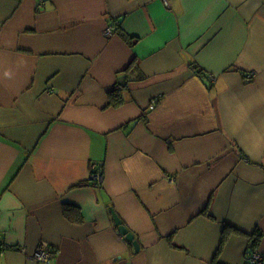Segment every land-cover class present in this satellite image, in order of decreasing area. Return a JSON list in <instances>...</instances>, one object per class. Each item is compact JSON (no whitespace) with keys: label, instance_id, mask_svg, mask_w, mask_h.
<instances>
[{"label":"crops","instance_id":"1","mask_svg":"<svg viewBox=\"0 0 264 264\" xmlns=\"http://www.w3.org/2000/svg\"><path fill=\"white\" fill-rule=\"evenodd\" d=\"M0 240V264L264 255V0H0Z\"/></svg>","mask_w":264,"mask_h":264},{"label":"built area","instance_id":"2","mask_svg":"<svg viewBox=\"0 0 264 264\" xmlns=\"http://www.w3.org/2000/svg\"><path fill=\"white\" fill-rule=\"evenodd\" d=\"M112 30L111 27H107L105 33H110ZM103 174L99 169L96 168L95 165L91 166V171L89 173V181L94 185L98 186L103 181ZM10 249V247L2 245L0 240V253L4 252V250ZM17 249L20 251H24V247L18 246ZM54 250H50L44 244H40V246L31 254V257L36 260L37 262L40 261H48L55 255ZM264 255L261 252L254 251L251 254L247 255L246 263L250 264H262L264 263Z\"/></svg>","mask_w":264,"mask_h":264},{"label":"trees","instance_id":"3","mask_svg":"<svg viewBox=\"0 0 264 264\" xmlns=\"http://www.w3.org/2000/svg\"><path fill=\"white\" fill-rule=\"evenodd\" d=\"M125 39L132 41L134 38L133 37L130 38L129 36L128 37L125 36ZM135 60L136 59L133 58V60L130 61L128 66L123 69V74L118 77V80L115 83L114 87H112V89L107 92V96H108V99H109V101H108L109 105H111L113 107H116V106H119L123 102V98L121 96V90L123 88H125L128 85V82L132 78H134L136 73L139 72L138 71V66H137V63L135 62ZM193 68H194V65H193ZM196 70H197V68H196ZM197 71H198V73H203L204 74V70L203 69L202 70L200 69V70H197ZM78 185H81V183L78 184ZM67 212H68L67 216H70V215L75 213V211H70V210H68ZM255 236H256V238L252 242V245H254L257 242V240H258L260 235H255ZM251 253H252V251H249L248 254H251ZM216 264H220V263L216 262ZM246 264H250V263L247 262Z\"/></svg>","mask_w":264,"mask_h":264},{"label":"water","instance_id":"4","mask_svg":"<svg viewBox=\"0 0 264 264\" xmlns=\"http://www.w3.org/2000/svg\"><path fill=\"white\" fill-rule=\"evenodd\" d=\"M111 213H112V217L114 218V222H115V225L117 226L119 233L122 234L127 241H131L135 250H137V248L139 246L138 241L133 240V234L130 233L128 231V229H126L125 226H123L120 218L115 214V212L113 210L111 211Z\"/></svg>","mask_w":264,"mask_h":264}]
</instances>
